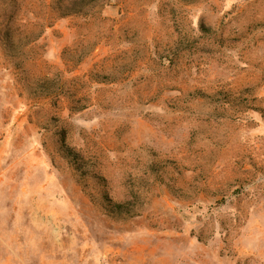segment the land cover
<instances>
[{
    "label": "rangeland",
    "instance_id": "obj_1",
    "mask_svg": "<svg viewBox=\"0 0 264 264\" xmlns=\"http://www.w3.org/2000/svg\"><path fill=\"white\" fill-rule=\"evenodd\" d=\"M94 1L0 0V264H264V0Z\"/></svg>",
    "mask_w": 264,
    "mask_h": 264
},
{
    "label": "trees",
    "instance_id": "obj_2",
    "mask_svg": "<svg viewBox=\"0 0 264 264\" xmlns=\"http://www.w3.org/2000/svg\"><path fill=\"white\" fill-rule=\"evenodd\" d=\"M103 3H105V0H95L92 4L89 3L86 12H87V13H90V12L92 11V9L96 8V7L99 6V5H100V6L103 5ZM41 86L45 87L44 90L50 88V87L45 86V85H41Z\"/></svg>",
    "mask_w": 264,
    "mask_h": 264
}]
</instances>
